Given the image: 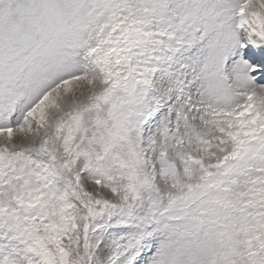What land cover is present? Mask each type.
<instances>
[{
  "label": "snow or ice",
  "instance_id": "snow-or-ice-1",
  "mask_svg": "<svg viewBox=\"0 0 264 264\" xmlns=\"http://www.w3.org/2000/svg\"><path fill=\"white\" fill-rule=\"evenodd\" d=\"M0 264H264V0H0Z\"/></svg>",
  "mask_w": 264,
  "mask_h": 264
}]
</instances>
